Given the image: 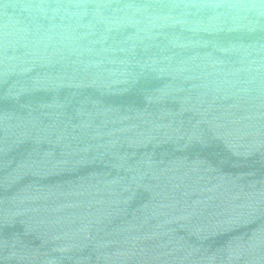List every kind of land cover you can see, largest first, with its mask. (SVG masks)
<instances>
[{
    "label": "water",
    "instance_id": "obj_1",
    "mask_svg": "<svg viewBox=\"0 0 264 264\" xmlns=\"http://www.w3.org/2000/svg\"><path fill=\"white\" fill-rule=\"evenodd\" d=\"M0 264H264V0H0Z\"/></svg>",
    "mask_w": 264,
    "mask_h": 264
}]
</instances>
